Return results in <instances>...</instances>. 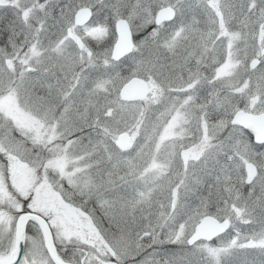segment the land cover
<instances>
[{
	"label": "snow or ice",
	"instance_id": "6c2138e0",
	"mask_svg": "<svg viewBox=\"0 0 264 264\" xmlns=\"http://www.w3.org/2000/svg\"><path fill=\"white\" fill-rule=\"evenodd\" d=\"M0 264H264V0H0Z\"/></svg>",
	"mask_w": 264,
	"mask_h": 264
}]
</instances>
